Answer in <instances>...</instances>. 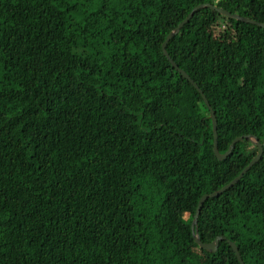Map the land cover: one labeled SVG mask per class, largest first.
<instances>
[{"label": "trees", "instance_id": "16d2710c", "mask_svg": "<svg viewBox=\"0 0 264 264\" xmlns=\"http://www.w3.org/2000/svg\"><path fill=\"white\" fill-rule=\"evenodd\" d=\"M207 3L264 23V0H0V264H240L191 225L259 150L217 159L162 50ZM167 51L220 153L263 147L198 231L264 264V29L202 9Z\"/></svg>", "mask_w": 264, "mask_h": 264}, {"label": "water", "instance_id": "95a60500", "mask_svg": "<svg viewBox=\"0 0 264 264\" xmlns=\"http://www.w3.org/2000/svg\"><path fill=\"white\" fill-rule=\"evenodd\" d=\"M202 9H210V10H212V11H214V12H216L222 16H225L229 19H233V20H236L238 22H243V23H247V24H252V25L258 26V27L263 28V29H264V23L257 21V20L250 19V18L242 17L238 14H233L227 10H224L223 8H220L216 5H212L210 3L201 4V5L197 6L196 8H194L193 11L189 14V16L182 23H180L179 26L176 29H174L167 36V39L162 46L163 54L167 58V60L170 62L172 67L175 68L186 80H188L196 88V90L201 94V96L205 102V105L208 107V110L210 112V117H211L212 123H213V134H214L213 147H214V153H215V156L217 157V159L219 161H224L227 158H229L232 155L236 144H238L239 142H241L243 140H250L259 150L257 156L252 160V162L231 183H229L228 185L224 186L222 189H220V190H218L212 194L204 195L200 199L199 204H198V208H197V211L195 214V218H194L192 225H191L193 238H194L196 244L200 247V249H202L208 253L215 254L219 249L220 242L228 241L229 245L232 247L233 251L235 252L240 264H245L243 259H242V256H241V253L239 251L238 246L234 242H232L231 240H227L226 237H218L212 243H206V244L203 243L201 240L199 231H198V223H199V217H200V214H201V211H202V208H203V205L205 204V202L209 199L219 197L220 195H222L223 193H225L226 191H228L229 189H231L232 187L237 185L243 179V177L261 160V158L263 156V147H262V145H261V143L257 137H255L254 135H247V136H242V137L235 139L233 141V143L231 144L229 150L226 153H224V154L220 153L219 145H218V139H219V137H218V123H217V117H216L215 111L213 110L212 106L210 105L209 101L207 100L206 96L204 95V93L200 89V87L191 79V77L184 70H182L179 67V65L170 57V55L167 51V46L170 43V41L173 38H175L180 33V31L184 28V26L187 25L191 21V19L194 17V15Z\"/></svg>", "mask_w": 264, "mask_h": 264}]
</instances>
